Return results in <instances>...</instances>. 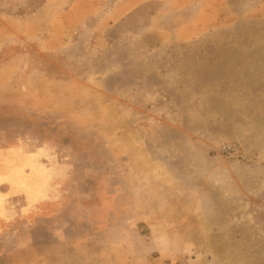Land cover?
<instances>
[{
	"label": "rangeland",
	"instance_id": "obj_1",
	"mask_svg": "<svg viewBox=\"0 0 264 264\" xmlns=\"http://www.w3.org/2000/svg\"><path fill=\"white\" fill-rule=\"evenodd\" d=\"M49 1L0 0V264H264V0Z\"/></svg>",
	"mask_w": 264,
	"mask_h": 264
},
{
	"label": "crops",
	"instance_id": "obj_2",
	"mask_svg": "<svg viewBox=\"0 0 264 264\" xmlns=\"http://www.w3.org/2000/svg\"><path fill=\"white\" fill-rule=\"evenodd\" d=\"M147 1L150 0H97V2H94L93 5L96 7L101 8L102 6H114V5H119L121 7H134V6H139L142 5L143 3H146ZM49 5H53V7L57 8L58 11H60L62 9V7H67V6H71L74 5L75 2H61L60 0H52L49 1ZM47 22H57V23H62L61 19H58V14L55 13V15L46 18Z\"/></svg>",
	"mask_w": 264,
	"mask_h": 264
}]
</instances>
